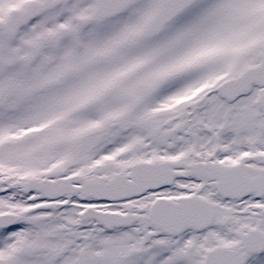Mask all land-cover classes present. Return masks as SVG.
<instances>
[{"label":"snow or ice","instance_id":"obj_1","mask_svg":"<svg viewBox=\"0 0 264 264\" xmlns=\"http://www.w3.org/2000/svg\"><path fill=\"white\" fill-rule=\"evenodd\" d=\"M0 264H264V0H0Z\"/></svg>","mask_w":264,"mask_h":264}]
</instances>
